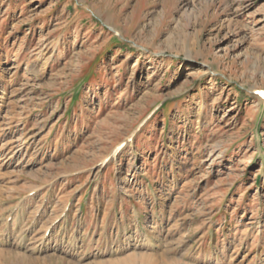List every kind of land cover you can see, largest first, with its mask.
Segmentation results:
<instances>
[{
	"label": "rangeland",
	"instance_id": "rangeland-1",
	"mask_svg": "<svg viewBox=\"0 0 264 264\" xmlns=\"http://www.w3.org/2000/svg\"><path fill=\"white\" fill-rule=\"evenodd\" d=\"M264 0H0V264H264Z\"/></svg>",
	"mask_w": 264,
	"mask_h": 264
},
{
	"label": "snow or ice",
	"instance_id": "snow-or-ice-1",
	"mask_svg": "<svg viewBox=\"0 0 264 264\" xmlns=\"http://www.w3.org/2000/svg\"><path fill=\"white\" fill-rule=\"evenodd\" d=\"M260 95H264V93H260Z\"/></svg>",
	"mask_w": 264,
	"mask_h": 264
}]
</instances>
